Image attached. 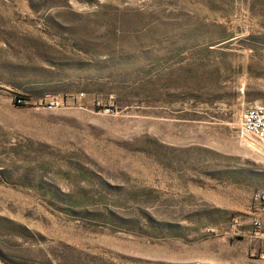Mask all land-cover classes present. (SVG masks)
<instances>
[{
  "label": "rangeland",
  "instance_id": "rangeland-1",
  "mask_svg": "<svg viewBox=\"0 0 264 264\" xmlns=\"http://www.w3.org/2000/svg\"><path fill=\"white\" fill-rule=\"evenodd\" d=\"M249 106L264 0H0V264H264Z\"/></svg>",
  "mask_w": 264,
  "mask_h": 264
},
{
  "label": "built area",
  "instance_id": "built-area-1",
  "mask_svg": "<svg viewBox=\"0 0 264 264\" xmlns=\"http://www.w3.org/2000/svg\"><path fill=\"white\" fill-rule=\"evenodd\" d=\"M241 135L255 149L264 151V106H249L242 116ZM256 203L264 207V192L254 196Z\"/></svg>",
  "mask_w": 264,
  "mask_h": 264
},
{
  "label": "trees",
  "instance_id": "trees-1",
  "mask_svg": "<svg viewBox=\"0 0 264 264\" xmlns=\"http://www.w3.org/2000/svg\"><path fill=\"white\" fill-rule=\"evenodd\" d=\"M23 98H19V100L21 101Z\"/></svg>",
  "mask_w": 264,
  "mask_h": 264
}]
</instances>
